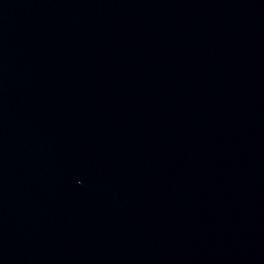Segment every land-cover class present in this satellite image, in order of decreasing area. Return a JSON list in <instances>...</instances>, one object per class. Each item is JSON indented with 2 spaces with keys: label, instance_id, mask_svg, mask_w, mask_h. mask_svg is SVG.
Masks as SVG:
<instances>
[{
  "label": "water",
  "instance_id": "1",
  "mask_svg": "<svg viewBox=\"0 0 264 264\" xmlns=\"http://www.w3.org/2000/svg\"><path fill=\"white\" fill-rule=\"evenodd\" d=\"M0 264H264V0H0Z\"/></svg>",
  "mask_w": 264,
  "mask_h": 264
}]
</instances>
